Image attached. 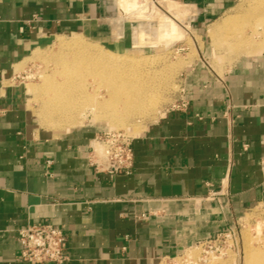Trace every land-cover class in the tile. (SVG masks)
I'll use <instances>...</instances> for the list:
<instances>
[{"label":"crops","instance_id":"crops-1","mask_svg":"<svg viewBox=\"0 0 264 264\" xmlns=\"http://www.w3.org/2000/svg\"><path fill=\"white\" fill-rule=\"evenodd\" d=\"M199 1L192 15L205 24L237 0ZM142 30L157 36L119 0H0V264H35L18 233L39 223L64 230L63 264H159L264 204V51L220 72L202 49L182 78L187 107L134 136L130 172L93 164L95 124L59 135L37 127L18 66L64 33L117 53L162 48L141 44Z\"/></svg>","mask_w":264,"mask_h":264},{"label":"rangeland","instance_id":"rangeland-1","mask_svg":"<svg viewBox=\"0 0 264 264\" xmlns=\"http://www.w3.org/2000/svg\"><path fill=\"white\" fill-rule=\"evenodd\" d=\"M156 1L158 2V4H160L159 6L157 5ZM198 1L199 0H169L168 2V0H139V1L138 0H128L130 4V10H127L123 4L124 1L119 0V5L121 7L122 13L124 12V14L128 15L130 19H133V20L137 19V21H139L140 23L141 22L153 23V27L155 28L157 26H161L162 28L163 27L162 25L166 22L167 23L169 22V24H172L174 26L171 29H169L171 36L173 37L172 38L173 40L167 43L168 48H164L165 45L162 44V42H164V39H163L164 37H162V35L159 34L158 30L156 31L157 38L153 37V39L152 38L147 39L146 36H144V35H147V33L144 30H142L141 37L143 40L140 41L141 44L149 43L156 47H162V48L156 51H146V52L141 51V52L125 53V54L132 55L133 57L134 56L140 57V58L142 57V59H145L144 61L146 63L144 62L143 64L144 66L142 65L140 67L141 69H145L146 71L151 70L150 72L154 74H155V71H158V72L160 70L162 71V72L160 71L159 73L156 72V75L154 77H156L157 80H154L155 78L153 77L150 79V81L152 82L151 84L149 81V85L151 86L152 89L150 88V86L149 88L151 89L152 94H154V96L157 94L156 95V98H157L156 100L158 102L156 105L157 107L155 106L154 109H149L144 115H142V117L131 119L130 120L131 123L125 126H116L113 123H111L109 120H107L106 118L98 117L96 113L93 114V111L91 109H88L86 111L85 116L83 117L85 119H82L83 122L75 126L86 124V123H91V124H95L96 126H99V128L102 129L103 131L118 130V131L126 132L127 134L133 137L138 136L142 133V131L147 127L148 124L158 120L159 117L162 116L163 113H165L167 110L171 109L175 104L178 103L179 94L182 88L181 82H182V78L185 73L186 67L187 65L191 64L196 58L199 57V53L202 49L205 50V52L208 54V57H207L208 63H210V65L218 69L220 72L223 71L231 63H233L236 59H238L241 55L248 53L246 51H240V52L237 51L236 53L235 50H231V48L228 47V44L224 46H220L217 49L215 47L214 41L211 38V28L216 23V21L217 22L220 21L221 18L224 17V15L226 16L228 14L234 13L236 10V7L239 6L240 4L242 3L252 4V3H258V2L264 3V0H237L231 6L230 9H228L226 12H221L220 16L214 18L213 20L205 24L200 23V22L198 23L197 21H195L194 19L196 17L192 15L198 9H200V7H202L201 6L202 4L201 3L199 4ZM165 4L166 5L168 4V5L166 6ZM259 8H258L259 11H256V13L259 12L260 14H262V12H264L263 11L264 4L260 6ZM242 17L240 16V18L244 20V17L243 18ZM248 18H251V24L246 25V26L244 25V28H246L244 29V32H246V34H250L251 30H253L254 32L255 31L254 28L256 26H259L258 28L257 27L256 28L259 30L260 33L259 32L254 33L255 35L257 34L256 36L255 35L254 36L257 40H259V38L260 39L263 38L264 37V24L261 26L258 25V23H256L257 21L255 22V15L248 17ZM159 21L161 22L163 21L162 23L160 22L162 25L161 24L158 25ZM252 24L254 25L252 26ZM178 25L180 27H178ZM198 26L200 27L202 32L197 30ZM177 29H178V32H176ZM185 34L188 36L186 37ZM257 36L258 37L261 36V37L258 38ZM174 37L176 38L177 41L178 40L180 41L176 42ZM61 38H65L70 41L81 39L85 41L86 43L91 41V40H87L81 34H78V33L58 34L56 37H54L50 41V43L47 46L43 47L42 49H37L32 54V56L28 59V61L24 63L23 66L22 65L18 66V68H20L19 70L25 71L23 73V76L25 77L24 80L26 84L28 85V89L32 88L30 86L33 84L32 86L34 88L35 93L30 91L31 94L30 93L28 94L27 107L35 118V124L37 125L38 128L45 130L47 132H50L51 134H54V135H59L62 132H65L75 126L70 127V126L64 125L65 127L64 126L58 127L57 125V127H55L54 124L56 125V123L57 124H60V123L59 122L52 123L50 121L52 123L51 124L47 120L48 117L44 119L45 117L43 116L44 112H42V110L44 109L42 107L43 106L42 104H44V101L40 97V94L37 92L36 88L37 86L42 84L43 82L42 76L44 75L54 76V77L57 76L56 78L58 80L62 79V76L58 72L62 69V66L59 67L61 64L57 62L60 56H63L65 54L67 56L68 54L66 52V48H63L64 46L63 43L59 40ZM173 41L176 43L173 44ZM91 42L96 44L95 46L99 49H101V47L104 49H107L104 46L94 41H91ZM149 62H151V64H149ZM56 68L57 70H55ZM87 80H88V83L91 84V86L95 84L97 85V82H94L92 77L90 76L87 77ZM34 85H37V86H34ZM101 92H102V95L105 94L106 92L105 86L101 87ZM42 116H43V119H41ZM43 120H45L46 122H44ZM49 125L52 127H50ZM236 228H237L238 235H239L238 242H236L235 240H221L217 242L216 244H212V245H207V246H202V247L196 246L192 248L191 251H187V252L192 253V255L197 258V262H196L197 264H246V262L244 261L245 253H246L245 248L248 247V245L252 247H257V246L259 247L264 244V204L256 205L252 207L251 209H249L247 213L241 218ZM259 231L261 234H259ZM258 237L263 238V239L259 240ZM196 263H192V264H196ZM159 264H167V263L164 260H161Z\"/></svg>","mask_w":264,"mask_h":264},{"label":"bare ground","instance_id":"bare-ground-1","mask_svg":"<svg viewBox=\"0 0 264 264\" xmlns=\"http://www.w3.org/2000/svg\"><path fill=\"white\" fill-rule=\"evenodd\" d=\"M123 1L125 8L130 10V4L128 0ZM156 3L158 6L160 5L157 1ZM263 4V2L252 4L242 3L236 7L234 13L228 14L226 16L224 15L220 21H216V23L211 28V38L214 41L215 47L218 49L220 46L228 44V47L231 48V50H235L236 53L237 51H246L248 53L264 51V37L260 39L259 37L261 36H257L259 38V40H257L255 38L257 34H254L259 32L257 29L259 26L254 28V32L251 30L250 34H246V32H244V29H246L244 28V25L246 26L251 24V18L248 17L255 15V22L257 21L256 23H258L260 26L264 24V12H262V14L259 12L256 13V11H259L258 8ZM240 16H243L244 20L241 19ZM160 22L161 21H159L158 25L162 23ZM144 23L146 24V22H141V24ZM253 25L254 24H252V26ZM162 26V28L161 26H157L155 29L156 31L158 30L162 37H164V42H162L163 40L161 41L162 44L165 45L164 48H168L167 43L173 40L169 29L174 26L169 24V22L164 23ZM178 27L180 26L178 25ZM178 29L176 32H178ZM187 36L188 35H186V37ZM174 39L176 40L175 37ZM59 40L63 43V48H66V52L68 54L67 56L66 54H62L63 56H60L57 62L61 64L59 67L62 66V69L58 71L62 76V79L58 80L56 78L57 76L54 77L44 75L42 76V84L39 86L34 85L37 86L36 90L44 101V104H42L44 109H41L42 112H44V114L42 113L43 116H45L44 119L48 117L47 120L49 122H59L60 124H54L55 127H57V125L58 127H63L64 125L72 127L82 123V119H85L83 117L85 116L88 109H91L93 114L96 113L98 117L106 118L116 126H125L131 123V119L142 117V115H144L149 109H154V107L157 105V94L155 96L152 94V88L149 85V81L156 75V72L158 71H155L154 74L150 72V69V71L141 69L140 67L145 62V59H142V57H133L129 54L117 53L109 49H104L100 45L99 46L101 49H99L95 46L96 44L91 41L86 43L81 39L70 41L65 38H61ZM141 40H143L142 37ZM178 41L176 40V42ZM176 42L173 41V44ZM149 64H151V62H149ZM55 70H57V68ZM89 76L93 78L94 82H97V85L95 84L91 86V84L88 83L87 77ZM154 78V80H157L156 77ZM151 83L152 82L150 81V84ZM32 85L30 86L32 88H29V91L34 92ZM102 86H105L106 88L104 95H102L101 92ZM43 116L41 119H43ZM43 121L46 122L45 120ZM99 146V144H96L97 148H99ZM259 234H261L260 231ZM258 238L259 240L263 239L260 237ZM245 249L246 253L244 261L246 264H264V244L259 247H252L248 245V247ZM189 255H192V253H189Z\"/></svg>","mask_w":264,"mask_h":264},{"label":"built area","instance_id":"built-area-1","mask_svg":"<svg viewBox=\"0 0 264 264\" xmlns=\"http://www.w3.org/2000/svg\"><path fill=\"white\" fill-rule=\"evenodd\" d=\"M187 105L188 102L182 98L172 109L186 108ZM133 140L134 137L126 132L103 131L92 142V156L95 159L93 164L101 167L102 170L111 172H130L134 165ZM96 144L100 145L99 148L96 147ZM18 234L21 243V256L24 260L35 264H63L68 260L65 251L67 236L60 227L52 223L29 224L22 227ZM238 239L237 228H230L219 233L215 238L197 243L180 255L168 256L163 260L167 264L196 263L197 258L187 252L192 248L216 244L221 240L238 242Z\"/></svg>","mask_w":264,"mask_h":264}]
</instances>
